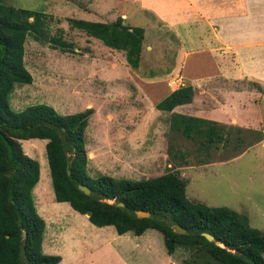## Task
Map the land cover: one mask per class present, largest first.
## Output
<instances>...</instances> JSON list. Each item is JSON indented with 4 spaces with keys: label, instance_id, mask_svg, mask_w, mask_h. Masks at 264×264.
Here are the masks:
<instances>
[{
    "label": "rangeland",
    "instance_id": "obj_1",
    "mask_svg": "<svg viewBox=\"0 0 264 264\" xmlns=\"http://www.w3.org/2000/svg\"><path fill=\"white\" fill-rule=\"evenodd\" d=\"M2 1L44 13L42 39L34 38L36 31H31L24 42L23 62L32 82L15 85L9 98L13 109L46 103L70 114L92 108L84 133L86 171L91 176L155 177L174 162L173 148L181 147L187 152L186 164L179 167L187 198L243 213L252 227L264 231L263 5L237 4L239 0L205 4L194 23L169 25L155 6H147L153 0ZM117 17L144 28L136 69L127 65L123 51L105 46L68 22L69 18L110 22ZM51 37H60L71 49L53 48ZM198 55L219 70L193 73L187 58ZM188 84L194 94L182 112L212 111L227 120V101L237 108L238 98L243 108L247 102L259 103L262 112L247 104L245 121L253 122L243 128L235 121L211 120L222 125V138L217 146L197 149L193 139L171 132L170 113L155 107L165 95V86L174 90ZM19 142L23 152L39 162L33 196L46 224L42 251L59 254L58 264H221L197 246H177L168 255L163 235L155 229L145 230L139 238L132 232L118 235L111 225L87 222L67 202L55 201L46 140Z\"/></svg>",
    "mask_w": 264,
    "mask_h": 264
},
{
    "label": "trees",
    "instance_id": "obj_2",
    "mask_svg": "<svg viewBox=\"0 0 264 264\" xmlns=\"http://www.w3.org/2000/svg\"><path fill=\"white\" fill-rule=\"evenodd\" d=\"M43 19L44 13L40 11L15 8L0 0V264H58L61 260L59 254L42 251L46 224L36 210L33 196L40 166L38 160L23 152L19 142L32 138L46 140L55 201L67 202L80 214L89 213L88 220L93 225H111L118 235L158 230L168 255L177 246H197L221 264H264V231L252 227L245 214L187 198L186 182L179 170L186 164L185 149L174 147V162L165 173L155 177L91 176L86 171L84 133L92 108L70 114L59 113L46 103L31 104L21 110L12 108L9 98L15 85L32 82L23 62L26 36L36 31L34 38L41 40L45 34ZM68 22L105 46L123 51L127 65L139 67L142 26L125 24L121 17L110 22L81 18H69ZM50 45L71 49L60 37H51ZM193 94L192 85L179 86L155 107L170 113L171 132L193 139L197 149L217 146L223 135L221 124L173 111L177 105L190 102ZM79 184L87 186L91 193L84 194L78 189ZM118 202L124 206H118ZM135 210H147L150 216L139 218ZM172 225H180L186 232L175 233ZM203 232L211 234L214 240H208Z\"/></svg>",
    "mask_w": 264,
    "mask_h": 264
},
{
    "label": "crops",
    "instance_id": "obj_3",
    "mask_svg": "<svg viewBox=\"0 0 264 264\" xmlns=\"http://www.w3.org/2000/svg\"><path fill=\"white\" fill-rule=\"evenodd\" d=\"M153 1H154L153 4H147V6H150V7L155 6V8L158 9V11H160L159 15H160L161 19L166 20V24H169V25H177V24H183V23H185V24L194 23L195 19L198 17L197 13L201 12L200 11L201 7L205 4H228V0H153ZM239 1L240 2H238L237 4H254L255 6L259 5L260 7L263 5L262 7L264 8V0H239ZM151 2H152V0H151ZM187 14H189V15L192 14L191 15L192 18H190ZM249 14H254V13L250 12ZM262 14H264V12L261 13V15ZM206 22H208V21L206 20ZM228 32L231 33L230 30ZM224 36H226L225 40H227L225 46H228V33H225ZM187 62L189 64L188 68H191L193 73H196V74H199L202 72H209L211 70L216 71V68H217V71L219 70V66H212L210 60L201 59L199 55L195 59H191L188 56ZM186 69H187V66H186ZM191 69H189V71ZM189 71H188V73H189ZM171 89L172 88H170L168 90V88L165 86L164 87V90H165L164 96H166L171 91H173ZM239 97H241V96H239ZM240 104L243 105V101L240 100V98H238V107L237 108L230 106V104L227 101L226 108H228L227 109L228 112L227 111L224 112L225 113L224 116L227 118V120H221L220 117L218 118L219 114L217 112H212V111H210L209 114H205V115L189 114L186 112H182V110H185V108H187L191 105V103H189V102L185 103V104L177 105L173 111L178 112V113H182V114H186V115H192L195 117L208 119V120L221 121V122L224 121L226 123H231L232 121H235L237 123L238 127H248V126H250V123L253 121H250V120L245 121V116L247 115V113H246L247 104H250L251 106L256 107V109L258 111H261L263 109V107L260 106L259 103H258V105H256L253 102L252 103L251 102L245 103L246 105H244V108ZM258 121L259 120L257 119V123H258ZM253 125H255V124H253ZM255 126H253V127H255ZM82 215H83L84 219H86V221L89 222L88 216L86 214H82ZM124 234L129 235V234H131V232H126ZM135 236L139 237L140 235H135ZM140 237H142V236H140ZM132 242L136 243L135 246L139 245L136 240H133Z\"/></svg>",
    "mask_w": 264,
    "mask_h": 264
},
{
    "label": "water",
    "instance_id": "obj_4",
    "mask_svg": "<svg viewBox=\"0 0 264 264\" xmlns=\"http://www.w3.org/2000/svg\"><path fill=\"white\" fill-rule=\"evenodd\" d=\"M78 189H79L80 191H82L84 194H87V195H89V194L91 193L90 189H89L87 186L82 185V184H79V185H78ZM117 205H118V206H124V203H123V202H118ZM135 214H136V216L139 217V218H147V217L150 216V212L147 211V210H135ZM86 215L88 216L89 213H86ZM173 229H174L175 233H178V234H184V233L186 232V229L183 228V227L180 226V225H175ZM202 234H203L208 240H210V241L214 240V237H213L211 234L206 233V232H203Z\"/></svg>",
    "mask_w": 264,
    "mask_h": 264
}]
</instances>
